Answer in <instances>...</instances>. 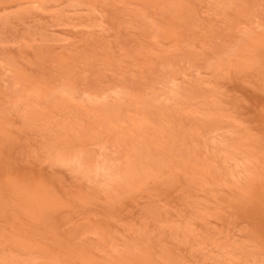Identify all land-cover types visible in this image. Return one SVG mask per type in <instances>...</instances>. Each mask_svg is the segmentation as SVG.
<instances>
[{
    "label": "rangeland",
    "instance_id": "obj_1",
    "mask_svg": "<svg viewBox=\"0 0 264 264\" xmlns=\"http://www.w3.org/2000/svg\"><path fill=\"white\" fill-rule=\"evenodd\" d=\"M0 264H264V0H0Z\"/></svg>",
    "mask_w": 264,
    "mask_h": 264
}]
</instances>
